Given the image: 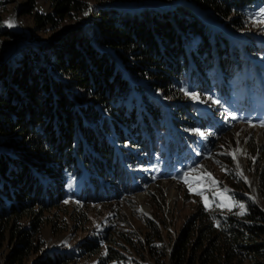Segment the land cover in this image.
<instances>
[{"label": "trees", "instance_id": "trees-1", "mask_svg": "<svg viewBox=\"0 0 264 264\" xmlns=\"http://www.w3.org/2000/svg\"><path fill=\"white\" fill-rule=\"evenodd\" d=\"M127 1L50 0L52 14H34L38 29L83 13L92 15L87 29L73 28L35 49L21 46L6 64L0 51V239L7 234L12 243L5 264H23L41 252V216L59 203L86 206L133 194L146 183L136 169L151 176L148 167L157 160L168 175L178 162L214 159L207 151L212 139L194 158L191 135L180 133L185 125L220 139L227 133L216 110L206 106L203 114L192 93L218 101V110L233 116L252 115L259 105L264 114V44L245 36L241 46L230 34L244 31L245 14L255 5L261 11L264 0H153L158 10L141 5L125 12L110 7ZM0 38L17 37L2 31ZM242 51L261 64L256 74L253 63L236 75L245 66L236 55ZM224 180L241 212L199 202L170 264H264V166L260 205L243 196L233 176ZM31 216L29 228L17 226ZM145 226L141 241L120 237L149 255L161 233L148 220ZM105 239L80 246L84 255L48 253L35 264H78L101 244L117 245ZM106 252L107 261H118L115 250Z\"/></svg>", "mask_w": 264, "mask_h": 264}, {"label": "rangeland", "instance_id": "rangeland-1", "mask_svg": "<svg viewBox=\"0 0 264 264\" xmlns=\"http://www.w3.org/2000/svg\"><path fill=\"white\" fill-rule=\"evenodd\" d=\"M151 1L153 0H129L124 4L130 7L124 4H112L110 7L130 10L151 6L158 10ZM179 1L182 2V0H177L176 3ZM95 6V4L92 5V7ZM256 8L257 5L245 14L247 25L244 31L230 33L239 39L241 46L244 44L245 36H250L255 41L264 44V24L255 22L262 18L264 7L261 11H257ZM38 13L52 14L50 0H0V34L2 31H9L17 37L13 41H3L0 38V51L3 52L2 64L14 59L21 46L35 49L57 35V39L63 38L73 28L87 29L88 20L92 17L91 14L83 13L79 17H67L55 24V27L47 26L38 29L34 23V14ZM9 20H15V26L9 27L5 23ZM215 25L222 28L216 23ZM244 53L236 54L240 59L245 60V66L237 70L236 75L244 73L253 63H255L253 73L256 74L258 72L256 66L259 67L261 64L250 63V54ZM208 98L193 99V101L198 102L197 105L202 113L207 109L206 106H211L216 110V120L227 128L226 135L221 139L214 134L210 135L209 131L200 135L203 133L201 130L189 129L187 125L180 129V133L191 135L193 141L189 151L194 158L199 156V151L205 146L207 140L212 139L211 144L208 145L211 148L207 151H213L214 159H208L204 163L193 159L190 164L178 162L168 175L162 173L164 171L161 167L162 161L157 160L155 164L148 167L152 171L151 176L141 168L136 169L142 180L145 178L146 183L142 184L133 194L86 206L68 201L59 203L41 216L40 224L42 225L39 227L38 234L41 252L38 255H32L23 264H35L48 253L78 256L83 254L80 246L95 240L102 243L103 240L106 241L105 238L113 239L117 244L107 247V249L111 248L116 251L117 262L107 261L105 247L107 245L101 244L97 254L80 260L78 264H170L169 259L177 240L195 218L199 202L207 200L210 204L224 203L226 209L236 208L237 212H241L238 203L230 199L221 200L216 195L223 193L228 197L227 192H224L227 184L224 178L227 176H233L236 179L234 181L242 187L244 197L260 205L258 172L264 166L262 109L257 107L255 112L247 117H234L225 109L223 112L219 111L218 109L223 105H218ZM165 112L168 117L170 110ZM185 173L189 174V183L194 188H199V192L189 190L188 184L184 182ZM206 173L210 174L212 179H209ZM149 176L150 179H148ZM212 180L216 183L213 184ZM141 204L147 207L148 214L141 211ZM35 216L22 219L17 226L29 228ZM147 220L154 223L161 233L160 241L152 244L154 248L149 255L146 252L143 253L137 246L135 248L126 246L120 237V234L133 235L134 240L141 241L143 233L146 232L145 222ZM11 251V238L5 234L4 238L0 239V264L6 263ZM241 264L251 263L244 261Z\"/></svg>", "mask_w": 264, "mask_h": 264}, {"label": "snow or ice", "instance_id": "snow-or-ice-1", "mask_svg": "<svg viewBox=\"0 0 264 264\" xmlns=\"http://www.w3.org/2000/svg\"><path fill=\"white\" fill-rule=\"evenodd\" d=\"M261 15H262V18L259 19V20H256L255 22H256V23L264 24V12H262ZM5 23H7V25H8L9 27H13V26H15V24H16L15 20H9V21H6ZM186 94H188V93H186ZM191 95H192L193 99H199V97H198L195 93H192ZM214 103H218V101H214ZM262 126H264V125H262ZM200 135H204V133H200ZM188 175H189L188 173H185V181H184V182H185L186 184H188V186H189V190H190V191H197V192H199V191H200L199 188H194L193 185H192L191 183H189ZM205 175H207L209 179H212L211 176H210V174H207V173H206ZM212 183L215 184L216 181H215V180H212ZM224 192H227V190L225 189ZM216 195H217L218 198H220L221 200H228V199H229V198L226 197L223 193H217ZM205 206H206V207L208 206L207 200H205ZM219 206H220V207H224L225 204L222 203V204H220ZM240 207L243 208L244 206H243V205H240Z\"/></svg>", "mask_w": 264, "mask_h": 264}, {"label": "bare ground", "instance_id": "bare-ground-1", "mask_svg": "<svg viewBox=\"0 0 264 264\" xmlns=\"http://www.w3.org/2000/svg\"><path fill=\"white\" fill-rule=\"evenodd\" d=\"M141 211L143 212V213H146V214H148L147 212H148V210H147V207L145 206V205H143V204H141Z\"/></svg>", "mask_w": 264, "mask_h": 264}, {"label": "water", "instance_id": "water-1", "mask_svg": "<svg viewBox=\"0 0 264 264\" xmlns=\"http://www.w3.org/2000/svg\"><path fill=\"white\" fill-rule=\"evenodd\" d=\"M181 1H179L178 3H176V4H179ZM117 9H119L120 11H122V10H124V11H126L127 9H125V8H120V7H117Z\"/></svg>", "mask_w": 264, "mask_h": 264}]
</instances>
